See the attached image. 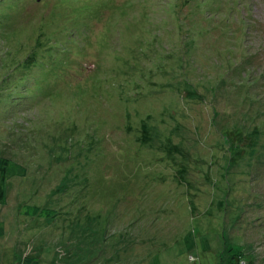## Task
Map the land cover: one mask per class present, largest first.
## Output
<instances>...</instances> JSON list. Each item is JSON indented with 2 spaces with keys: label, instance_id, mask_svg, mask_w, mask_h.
Segmentation results:
<instances>
[{
  "label": "rangeland",
  "instance_id": "obj_1",
  "mask_svg": "<svg viewBox=\"0 0 264 264\" xmlns=\"http://www.w3.org/2000/svg\"><path fill=\"white\" fill-rule=\"evenodd\" d=\"M2 158L0 264H264V0H0Z\"/></svg>",
  "mask_w": 264,
  "mask_h": 264
},
{
  "label": "trees",
  "instance_id": "obj_2",
  "mask_svg": "<svg viewBox=\"0 0 264 264\" xmlns=\"http://www.w3.org/2000/svg\"><path fill=\"white\" fill-rule=\"evenodd\" d=\"M69 39V38H68ZM59 44H63L59 42ZM66 50H63L65 52ZM52 58L55 59H60V56H56L55 53L53 52ZM237 134H235L236 137ZM241 140V139H240ZM18 169H21L23 172H25V168L15 164V163H10L8 162L7 159H0V202L3 201L4 199V187H5V182L8 177L17 175ZM24 213L28 216H39V217H53L55 216L56 211L51 209V208H45L41 206H36V205H26ZM229 249V252L233 250V247L227 246ZM237 252V253H236ZM236 252H230V255L232 258H230L229 264H247L246 261V256L249 259V254L245 255V253L242 251V249L237 250ZM232 253V254H231ZM244 261V262H243ZM17 264H40L39 258L36 256L32 255H26L22 258V260L17 263Z\"/></svg>",
  "mask_w": 264,
  "mask_h": 264
}]
</instances>
